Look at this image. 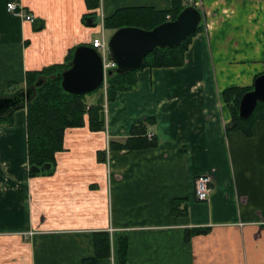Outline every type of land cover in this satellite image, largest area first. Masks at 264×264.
I'll list each match as a JSON object with an SVG mask.
<instances>
[{
	"label": "crops",
	"instance_id": "0c3cea01",
	"mask_svg": "<svg viewBox=\"0 0 264 264\" xmlns=\"http://www.w3.org/2000/svg\"><path fill=\"white\" fill-rule=\"evenodd\" d=\"M10 1L0 0V96L26 90L28 73L66 65L90 45L99 27L84 18L99 9L106 18L125 7L161 12L173 0H15L34 23L9 12ZM190 50L182 67L140 70L137 89L110 103L111 142L125 144L134 124L151 120L146 138L154 133L156 143L116 150L110 171L98 155L106 131L85 125L67 129L55 166L31 176L27 108L14 110V124L0 126V264H82L95 255L94 234L110 229L127 237L126 264H264V119L251 135L227 132L228 112L220 101L206 106L215 90L202 83L200 56L215 59L213 48L199 57ZM261 53L250 82L234 86L263 74ZM94 94L93 105L102 100ZM203 174L212 178L207 202L195 196ZM97 264L117 263L112 255Z\"/></svg>",
	"mask_w": 264,
	"mask_h": 264
},
{
	"label": "trees",
	"instance_id": "16d2710c",
	"mask_svg": "<svg viewBox=\"0 0 264 264\" xmlns=\"http://www.w3.org/2000/svg\"><path fill=\"white\" fill-rule=\"evenodd\" d=\"M189 4L184 0H173L172 7L167 11H155L146 7H125L118 9L113 15L105 19V28L117 30L125 26H133L145 30H152L156 26L167 21L166 16L171 15L174 20ZM201 31V26L196 33L187 38L180 45L173 48H157L150 53L142 67L125 74H113L106 77L107 98L109 102L115 101L118 93L132 91L138 87L137 72L145 68H178L185 64V52L191 39ZM74 51L68 58L66 65H55L40 72L27 74V89L31 96L25 103L18 105L12 111L0 117V126L13 125V112L19 108H27V144L30 167H39L38 171L30 170L34 176L41 172L44 165L56 164V153L64 148L65 132L69 128H77L88 125L92 131L103 129L105 121L102 114L101 100L99 105L87 108L84 102L85 97L95 92H102L104 84L92 93L85 95H73L63 90L61 84V73L69 68ZM262 74V73H261ZM258 74L257 76H259ZM255 77V79L257 78ZM254 79V80H255ZM253 86V85H252ZM233 86L223 91L222 96L231 114V123H234L231 130L242 131L247 135L252 134L253 125L264 119V104H258L253 115L247 120H241L238 116L241 97L253 87ZM147 122H138L131 128L129 138L125 144L112 142L111 146L116 150H133L146 146H155L156 143L148 142ZM99 159L106 163V152H99ZM49 171V170H45ZM206 228H195L193 233L207 232ZM94 253L92 257L83 259L82 264H97L100 259L115 256L117 264H126L128 240L126 236H116L109 232H97L94 234Z\"/></svg>",
	"mask_w": 264,
	"mask_h": 264
},
{
	"label": "rangeland",
	"instance_id": "374dc122",
	"mask_svg": "<svg viewBox=\"0 0 264 264\" xmlns=\"http://www.w3.org/2000/svg\"><path fill=\"white\" fill-rule=\"evenodd\" d=\"M197 1H198V5L196 7H198V9L200 10L203 16V20L201 21L200 24L201 31L195 34V36L191 39L188 45V49L185 52V61H186L187 52L190 50V48H191L190 53L194 51L193 49L195 48L197 49V51L199 52L197 57H199V55L202 53V49L204 47L205 48L208 47L209 50L211 49V47L213 48L215 59L214 58L207 59L204 58L203 56H200V63H201L200 65L204 70H206L205 73H201L202 75L201 77L205 78V80L202 83L211 84L212 88L215 90V93L213 90L214 93L213 98L209 94L206 96V106L212 107L215 104V102L218 103V101H220V106L222 105L225 108V111L228 112L227 114H228V119L230 118L229 119V123H230L232 119L231 115L229 114L230 112L227 106L225 105L224 97L222 95L220 96V94H222L221 91L233 87L236 84H241V85L247 84L254 76L255 71L253 68V64L256 63L253 62L257 61V57H258L257 53L258 52L261 53L264 50V0H197ZM184 4H191L194 6L196 5V0H184ZM167 16L171 17L170 14H168ZM105 34L109 41L113 32H110L108 29L105 28ZM201 34H204V36ZM242 51L246 52L245 55L243 54ZM239 59L243 60L242 61L243 64H249V65L240 66L241 62H239ZM222 64L229 65V68L227 70L225 68H222ZM230 67H232L231 73H230ZM107 87L108 85L107 82L105 81L104 86L102 88V92L101 91L95 92L96 94H98V96H100V92H101L102 101H103L102 114L104 115V121H105L103 129L98 132L106 131L104 137V148L109 143L110 149L112 150V158L114 161L115 160L114 158L116 157V153H115L116 149L112 148L111 146L112 142L107 133L108 132L107 115L109 112V108L111 106L110 105L111 102H109L106 94ZM15 92L17 93V91ZM8 94L9 92H7L2 96H10ZM95 98L96 95L94 93L89 94L85 97L84 102L86 103L88 109L92 106H96L100 104L97 103L93 105L92 103H90V101L93 102L92 99L95 100ZM87 102H89L90 105L87 104ZM26 127H27V122H26ZM153 141L154 138L152 140V143ZM113 166L115 165L113 164ZM115 233L116 232H114V234ZM119 236H124V235L120 234ZM24 241H31V239L28 236V238H25Z\"/></svg>",
	"mask_w": 264,
	"mask_h": 264
},
{
	"label": "water",
	"instance_id": "95a60500",
	"mask_svg": "<svg viewBox=\"0 0 264 264\" xmlns=\"http://www.w3.org/2000/svg\"><path fill=\"white\" fill-rule=\"evenodd\" d=\"M202 20L200 10L190 5L176 19L168 20L152 30L133 26L115 30L108 41V48L116 67L108 70L107 76L140 69L146 57L157 48L176 47L196 33ZM84 24L96 27V15L84 18ZM61 80L62 88L67 93L85 95L94 92L105 82L102 57L89 45L76 47L69 68L61 73ZM252 87L239 100L238 116L241 120L249 119L258 104H264V72L257 76ZM30 96V90H26L13 96L0 97V117L25 103ZM233 125L234 123H231L226 127L230 130ZM50 169L51 164H47L41 171ZM31 170L38 171L39 167L32 166Z\"/></svg>",
	"mask_w": 264,
	"mask_h": 264
},
{
	"label": "built area",
	"instance_id": "2783aa9c",
	"mask_svg": "<svg viewBox=\"0 0 264 264\" xmlns=\"http://www.w3.org/2000/svg\"><path fill=\"white\" fill-rule=\"evenodd\" d=\"M198 5V1L196 0V5ZM198 8V7H197ZM7 10L11 13H14L20 17H22L24 20L29 21L31 23H34L36 21V18L32 14H27L23 8V5L20 3V1H10L7 4ZM97 27H99V33L96 35L95 38L92 39L91 41V46L95 48L99 55L102 57L103 61V68H104V73H105V81H106V76H107V71L114 69L116 67L114 61L112 60L110 53H109V48H108V38L106 37L105 34V13L103 12L102 9H99L97 11ZM168 20H171L170 16H167ZM155 134L154 133H149L147 135V139L149 141H152L154 138ZM106 154V165L108 167V171H110V167L113 164V158H112V150L110 149L109 143L105 146L104 148ZM211 183H212V178L209 175L203 174L199 175L196 180H195V196L196 199L199 202H207L210 199L212 188H211ZM111 233L114 231L112 229L109 230ZM32 236V234H30Z\"/></svg>",
	"mask_w": 264,
	"mask_h": 264
}]
</instances>
